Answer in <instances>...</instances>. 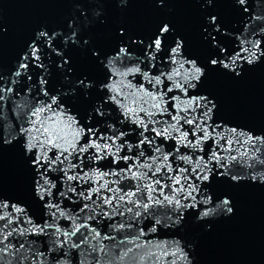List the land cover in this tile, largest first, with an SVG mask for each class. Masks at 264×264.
<instances>
[{
	"label": "snow or ice",
	"instance_id": "obj_1",
	"mask_svg": "<svg viewBox=\"0 0 264 264\" xmlns=\"http://www.w3.org/2000/svg\"><path fill=\"white\" fill-rule=\"evenodd\" d=\"M198 2L201 3L203 13L199 29L200 47L205 53L203 57L186 53L187 45L183 34L178 33L169 22L161 23L156 30L144 37L135 34L122 21L108 25L109 10L125 9L128 0H92L90 4H72L76 11L67 13L63 20L67 31H58L55 27L44 25L36 29L22 50V55L16 57L15 68L9 79H4L0 74V102L9 99L10 94L17 91L15 86L25 80L31 82L25 84L28 92L31 93L35 88L34 95L42 93L46 98L39 99L36 103L25 101L22 105L26 109L22 115L27 117L26 123L30 125L23 128L26 135L23 152L28 154L23 162L28 172L39 174V179L33 177L35 193L50 210L51 218L42 224L34 222L23 208L0 200V222H3L0 223V264H72L70 256L73 249L80 250L82 258L79 264H156L160 260L156 250L163 251L166 246L146 243L142 239L146 235L143 228L138 229L134 235L130 232L146 215L152 216L154 225L151 230L155 232L156 225L174 227L180 224L185 219L183 210L194 208L198 204L215 206L203 211L196 217L198 220L217 210L221 215L233 213V201L229 196L224 195L221 199L218 195L208 194L203 198L208 191L205 181L232 184V181L242 178L228 167L225 156L219 154L221 150L232 151L224 148L221 141L226 139L230 145L233 139L228 138L224 132L217 131L219 125L213 117L219 104L217 98L206 91V85L214 73L239 79L244 75L246 67L253 69L264 63V40L243 39L240 41L241 45L248 46L228 51L223 41L230 33L218 11L227 5L220 0ZM152 3L163 7L166 0H153ZM235 3L244 5L246 0H234L232 6ZM88 7L93 9L91 16L87 13ZM81 13L84 15L81 16ZM5 31L4 29L3 32ZM133 44L140 46L144 60H167L175 67L170 72L161 71L159 75L150 76L137 66L139 58H136L133 66L126 67L125 70L117 69L115 64L118 61L124 57L131 59ZM69 50L78 51L88 64L101 70L112 65L113 74H118L121 80L108 84L105 79L94 80L89 72L78 71L72 56L68 55ZM52 53L58 57L54 64L65 81L61 88L66 87L67 91L48 88L50 73L44 58L51 57ZM33 66L43 70L38 74V82L31 73ZM137 73L155 87L156 91L135 86L131 81L125 83L124 77ZM161 85L162 88L159 87ZM122 88L132 91L125 95ZM104 89L108 92H104ZM190 89H197V92L192 93ZM93 90H98L95 98ZM177 90L183 93V97L176 94ZM109 92L112 95H108ZM122 95L131 96L136 107L121 103ZM70 97L75 98L84 108L88 119L95 123L85 124L83 116L77 119L76 115L70 114L74 111L73 107L66 104ZM106 101L117 104L122 109L125 120L131 119L134 125L142 129L138 134L141 139L137 143H129L125 139L127 133L119 129L110 136L101 134L107 129H96L95 124L102 120L96 119L95 114L105 117V109L108 107ZM2 107L3 104H0V108ZM20 107L21 105H17L18 109ZM75 111L79 112V109ZM158 114H167L170 119L157 120L155 117ZM145 116L148 117L147 120L143 118ZM209 121L212 123H208ZM158 124L163 126L153 127ZM228 131L231 137H244L245 144L255 143L257 139L245 136L242 131L238 133L236 129ZM157 137L174 140L181 147L175 148V152L171 149L165 152L162 149L163 139L157 144ZM213 140L217 145L216 149L209 146V142ZM260 140L264 143V138ZM10 143V140H5L0 148ZM144 145H152V152L157 155H146L147 150L142 147ZM182 149H188L190 153ZM105 159L114 163L115 169L102 171L93 167V162ZM177 159L190 167L174 166L170 162ZM227 159L234 161L237 157L232 155ZM52 172L62 176V185L54 182L50 176ZM161 175L164 183L161 182ZM108 177L119 179L109 180ZM124 179L137 181L134 190L132 184L121 183ZM261 179L264 180V176ZM201 184H204L203 188ZM194 193H200L202 199H197ZM57 194L65 200L76 197L85 203L77 205L79 211L65 210L57 200ZM154 206L171 208L176 215L173 217L165 213L163 219L157 218L152 211ZM7 209L10 210L4 211ZM116 217L123 219L110 223L109 227L118 233L121 230L129 233L119 240L116 236L102 233L96 226L105 219L114 221ZM62 218L70 221V225L63 224ZM31 235L48 236V250L42 251L36 247L35 240H25L18 244L14 242L16 237ZM104 241L113 243L105 244ZM65 248L66 251L52 255L58 249ZM177 253L180 254V259L190 264L178 242L170 255L176 257ZM163 255L167 256L169 253L163 251ZM169 264H175V260Z\"/></svg>",
	"mask_w": 264,
	"mask_h": 264
},
{
	"label": "water",
	"instance_id": "obj_2",
	"mask_svg": "<svg viewBox=\"0 0 264 264\" xmlns=\"http://www.w3.org/2000/svg\"><path fill=\"white\" fill-rule=\"evenodd\" d=\"M152 2L153 0H128L125 9H110L108 25L122 21L128 24L135 34L144 37L156 30L161 23L169 22L176 28L178 33L183 34L187 45L186 53L191 52L194 55L203 57L205 53L199 43V29L203 16L201 3L198 0H166L163 7H157ZM220 2L227 5L218 9V11L227 26V32L230 33L223 41L228 51L232 49L239 50L241 47L248 46L241 45L240 41L243 39L249 41L253 39L264 40V31H262L264 30V0H246L244 5L235 3V6H232L234 0H220ZM74 3L90 4L92 0H0V74L3 75L4 79H9L11 76L15 68L16 57L22 55V50L36 29L44 25L50 28L55 27L58 31H67V27L63 25V20L67 13L76 11L72 8ZM87 13L91 16L93 9L88 7ZM80 15L83 16L84 13ZM4 29L5 32H3ZM68 55L72 56L73 63L78 71L89 72L94 80L105 79L108 84L121 80L118 74H113L112 65H108L101 70L93 64H88L78 51L69 50ZM244 55H247V53H244ZM136 58H139L137 66L143 71H147L150 76L159 75L161 71L170 72L172 67H175L167 60L158 62L144 60L140 46L137 44H133L131 59L124 57L115 64V67L119 70H125L126 67L133 66L136 63ZM57 59L55 53H52L51 57L46 56L44 58V63L50 73L48 88L53 91H67L66 87L61 88L65 81L61 78L59 70L54 64ZM239 62L244 63V61ZM105 64H107V58ZM154 64L156 67H153ZM42 71V69L34 66L31 68L33 79L37 82L39 79L38 74ZM123 79L125 83L131 81L135 86H144L153 92L156 91V88L149 85L139 73ZM29 83L31 82L27 80L22 84L18 83L15 86L17 91L10 94L9 99L6 101L0 102V104H3V107L0 108V144H3L5 140L11 141L10 144H5L0 148V200L10 205L16 204L23 208L28 217L34 222L42 224L45 220L51 219L49 216L50 210L45 207L44 201L40 200L35 193L33 177L39 179V174L34 171L28 172L23 162L28 155L23 152L26 142L23 128L30 125L26 123L27 117L22 115L26 111L22 105L25 101L36 103L39 99L46 98L43 97L42 93L34 95L35 88L32 89L31 93L28 92L25 84ZM159 87L162 88L163 85ZM97 91L93 90L94 98ZM103 91L108 92L107 89ZM131 91V89L122 88V92L128 93ZM189 91L195 93L197 89H190ZM206 91H210L218 100L219 109L213 117L216 124L219 125L217 131L224 132L228 138L233 139V143L230 145L226 139L221 141L224 148L232 151L224 152L221 150L219 154L225 156V163L228 167L242 178L239 181H232V184L223 181L216 183L205 181L204 184H208V191L203 198H206L208 194L218 195L221 199L224 195L229 196L233 201V214L225 217L217 210V212L210 213L202 220H198L196 217L201 215L203 211L215 207L213 204H198L194 208L183 210L185 219L174 227L156 225V231L153 232L151 229L154 220L152 216L146 215L130 232L134 235L138 229L143 228L146 235L142 239L146 243L153 245L159 243L166 246L163 251L168 252L169 255L165 256L163 251L156 250L160 256V260L156 264H169L173 260H175V264H186L185 260L179 258V253L176 257L170 255L171 252L175 251L176 242L187 254V261L190 264H264V180L261 179L264 176V143L260 140V138H264V63L253 69L246 67L244 75L239 79H231L214 73L207 82ZM176 94L183 97V93L178 90ZM108 95H112V93L109 92ZM129 97L122 95L120 97L121 103L136 107V104L132 102L133 98L129 99ZM106 103L108 105L105 109L106 118L100 117L99 113L95 114L96 119L102 120L101 123L95 124L96 129H107V131L101 133L104 136H110L113 131L119 129L127 133L125 139L129 143H137L141 139L138 134L142 129L134 125L131 119L125 120L123 111L117 104L112 101H106ZM66 104L74 108V111L70 114L76 115L77 119L83 116L85 124L95 123V121L88 119L84 108L76 102L74 97H70ZM17 105H21V107L18 109ZM75 109H79V112H76ZM143 118L148 119L146 116ZM155 119L164 121L169 120L170 117L167 114H158ZM208 123H212V121ZM162 126L159 124L153 125L157 128ZM230 129H236L238 133L242 131L245 136L257 139L255 143L245 144L244 137H231L228 131ZM148 134L154 135V133H146V135ZM117 135H119V132H117ZM162 139V149L165 152L170 149L175 152V148L181 147L174 140L162 137H157L156 143L159 144ZM209 146L212 149L217 147L214 140L209 142ZM142 147L147 150L146 155H157V153L152 152V145ZM182 150L190 153L188 149ZM245 152L247 155H243ZM203 154L199 153V155ZM232 155L236 156L237 159L234 161L227 159ZM170 162L174 166L190 167V165L184 164L179 159L170 160ZM93 167L100 168L102 171H111L116 166L114 163H110L109 159H105L98 163L93 162ZM50 176L54 182L62 185L63 178L59 173L52 172ZM160 178L161 182L164 183L163 175ZM108 179L116 180L119 177H108ZM121 183L123 185L132 184L134 190L137 181L124 179ZM197 183L200 182L197 181ZM204 184H201V188L204 187ZM84 187H87V185H84ZM61 190H63L62 187ZM194 195L197 199H202L200 193H194ZM57 200L60 201L61 207L65 210L76 209L79 211L77 205L82 206L85 203V201L76 197L65 200L58 194ZM185 202L190 203V201ZM8 210L10 209L4 211ZM152 211L160 219H163L165 213L173 217L176 215L171 208L163 206H154ZM15 215L19 216L20 214ZM82 215L83 213H81ZM121 219L123 218L116 217L114 221L105 219L96 226L102 230V233L116 236L119 240L129 233L125 230L118 233L110 228L109 224L118 222ZM61 222L70 225V221L63 220V218ZM205 224L210 227L206 229ZM82 231L84 230L82 229ZM25 240H35L37 242L36 247L42 251H47L50 246V238L44 235L16 237L14 242L18 244ZM104 243L112 244L113 241H104ZM66 250L67 248L58 249L52 255L55 256ZM71 252L72 264H79L82 258L79 255L80 250L73 249Z\"/></svg>",
	"mask_w": 264,
	"mask_h": 264
},
{
	"label": "clouds",
	"instance_id": "obj_3",
	"mask_svg": "<svg viewBox=\"0 0 264 264\" xmlns=\"http://www.w3.org/2000/svg\"><path fill=\"white\" fill-rule=\"evenodd\" d=\"M125 95H126V93H125ZM128 97H129V96H128ZM131 98H132V97L130 96L129 99H131ZM231 214H233V213H231ZM231 214H225L224 216L227 217V216H229V215H231ZM208 227H210V226H206V229H208Z\"/></svg>",
	"mask_w": 264,
	"mask_h": 264
}]
</instances>
